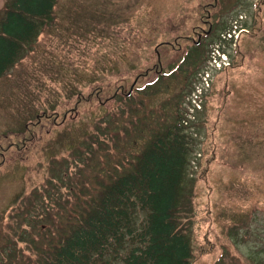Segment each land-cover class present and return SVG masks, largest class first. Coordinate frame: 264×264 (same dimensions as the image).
<instances>
[{
	"label": "rangeland",
	"instance_id": "obj_1",
	"mask_svg": "<svg viewBox=\"0 0 264 264\" xmlns=\"http://www.w3.org/2000/svg\"><path fill=\"white\" fill-rule=\"evenodd\" d=\"M6 1L0 0V12ZM235 25L249 32L256 27L254 34L236 35L240 36L238 51L235 39L223 37ZM212 27L210 41L193 47L199 35ZM136 40L143 42L139 51ZM224 43L230 54L227 61L219 57ZM25 55L0 80V162L5 161L0 166L1 251L12 240L8 235L13 234L11 228L18 229L25 222L22 215L10 223L7 212L25 186L26 166L7 161L3 146L16 143L25 134L26 123L44 112L59 115L58 121L74 120L59 127L58 133L78 140L100 114L94 100L111 96L112 91L97 89L124 84L134 88L139 74L150 71L151 77L144 83L164 73L160 85L165 95L162 90L155 94L159 92L156 86L145 94L148 97L136 96V102L157 104L156 110L149 107L155 115L172 93L190 81L181 109L196 143L190 185L184 190L186 196L192 194L194 210L189 221L195 256L192 264H248L246 258L252 254L262 255L264 0H59L53 25L42 31L39 42ZM123 76L130 81L124 83ZM195 91L202 96H195ZM92 93L93 106L87 114L86 101ZM72 171L77 174L76 169ZM84 178L92 181V175ZM63 197L57 209L48 212L56 216L51 218L52 226L48 214L42 221H27L33 226L28 228L31 234L27 243L19 244L26 255L34 248L41 251L40 246L53 242L52 238L57 240L42 238L41 222L56 232L61 216L81 211L85 204L77 196L78 203L72 204Z\"/></svg>",
	"mask_w": 264,
	"mask_h": 264
},
{
	"label": "trees",
	"instance_id": "obj_2",
	"mask_svg": "<svg viewBox=\"0 0 264 264\" xmlns=\"http://www.w3.org/2000/svg\"><path fill=\"white\" fill-rule=\"evenodd\" d=\"M58 2L6 1L0 12V80L24 60L42 31L53 25ZM142 44L136 40L135 49L139 51ZM139 75L131 93L132 83L130 88L124 84L97 89L112 91L111 96L94 100L100 114L78 140L58 133L59 127L74 120L58 121L59 115L44 112L26 123L25 134L16 143L3 146L7 161L26 166L25 186L7 212L10 223L22 215L25 222L18 229L11 228L13 234L8 235L12 240L1 247L0 264H192L195 256L189 221L194 210L192 194L186 196L184 190L190 185L196 143L181 109L190 81L172 93L155 115L149 107L156 110L157 104L138 103L136 96L144 99L156 86L159 92L155 94L162 90L165 95L160 85L164 73L148 83L144 81L151 77L150 71ZM121 80L130 81L125 76ZM88 96L87 114L91 113L93 93ZM4 163L1 160L0 166ZM85 174L92 175L91 182H85ZM61 196L69 204L78 203L75 196L85 204L81 211L61 216L54 232L51 218L56 216L48 212L57 209ZM45 217L51 226L41 222L42 238L57 240L52 238L53 242L40 246L41 251L34 248L26 255L19 244L27 243L31 234L28 228L33 226L27 221ZM236 240L239 244L238 237ZM246 259L248 264H264V248L261 256L252 254Z\"/></svg>",
	"mask_w": 264,
	"mask_h": 264
},
{
	"label": "flooded vegetation",
	"instance_id": "obj_3",
	"mask_svg": "<svg viewBox=\"0 0 264 264\" xmlns=\"http://www.w3.org/2000/svg\"><path fill=\"white\" fill-rule=\"evenodd\" d=\"M213 31V27L210 29V30H208V31H203V33L202 34H200L199 35V40H197V42H195L194 44H200L201 42H203L204 40L206 41V43H205V45L207 44V42L208 41H210V39H211V32ZM214 41V40H213ZM212 41V42H213ZM211 43H209V45H210Z\"/></svg>",
	"mask_w": 264,
	"mask_h": 264
},
{
	"label": "built area",
	"instance_id": "obj_4",
	"mask_svg": "<svg viewBox=\"0 0 264 264\" xmlns=\"http://www.w3.org/2000/svg\"><path fill=\"white\" fill-rule=\"evenodd\" d=\"M232 37V35H228V38H231ZM237 37V36H236ZM216 64L218 65V64H220L219 62H216Z\"/></svg>",
	"mask_w": 264,
	"mask_h": 264
},
{
	"label": "water",
	"instance_id": "obj_5",
	"mask_svg": "<svg viewBox=\"0 0 264 264\" xmlns=\"http://www.w3.org/2000/svg\"><path fill=\"white\" fill-rule=\"evenodd\" d=\"M158 56H159V54H158ZM132 90H133V88H131V92H132ZM131 92H130V93H131ZM130 93H129V94H130Z\"/></svg>",
	"mask_w": 264,
	"mask_h": 264
}]
</instances>
